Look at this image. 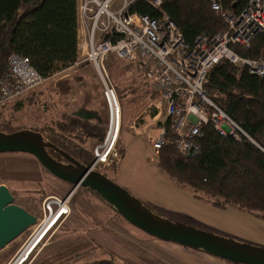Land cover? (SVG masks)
I'll list each match as a JSON object with an SVG mask.
<instances>
[{
	"label": "rangeland",
	"instance_id": "1",
	"mask_svg": "<svg viewBox=\"0 0 264 264\" xmlns=\"http://www.w3.org/2000/svg\"><path fill=\"white\" fill-rule=\"evenodd\" d=\"M104 65L123 111L121 137L118 138L123 156L116 158V143L113 153L107 158L108 164H99L94 170L106 174L112 182L164 219L264 248V219L236 208H217L208 199H197L189 189L174 185L158 174L153 164L156 155L149 151L145 137L134 133L143 124L155 126L156 122L151 117L157 111L154 104L159 105L160 100L155 94L150 97L151 102L149 97L148 100L132 98L136 97L132 94L142 86L140 79L144 80L142 74L134 71L133 64L111 57L105 60ZM85 66L82 63L76 69L57 73L31 91L32 94L9 102L1 108L2 128L41 130L59 118L61 113L74 112L80 106L85 108L83 100V103L78 101L80 103L75 107L76 100L79 96H90L97 101L102 119L99 125L105 133L107 112L99 77L90 66L83 71ZM77 75H82L86 81L83 88L75 82ZM136 79L140 82L134 88ZM67 85L69 94L65 90ZM90 122L97 123L94 120ZM101 141L93 145L90 141L84 147L92 151ZM0 182L9 188L14 203L34 215L39 222L43 216L42 205L47 198L66 200L69 208V213L60 216V220L38 240L20 264H78L97 259H111L116 264H169L160 257L164 241L129 224L99 195L84 187L78 186L68 194L71 184L54 178L26 153L0 154ZM35 227L26 229L0 251V264L15 263L34 234Z\"/></svg>",
	"mask_w": 264,
	"mask_h": 264
},
{
	"label": "trees",
	"instance_id": "2",
	"mask_svg": "<svg viewBox=\"0 0 264 264\" xmlns=\"http://www.w3.org/2000/svg\"><path fill=\"white\" fill-rule=\"evenodd\" d=\"M77 1L0 0V76L11 53L27 57L31 67L45 80L71 66L79 56ZM152 1L137 0L130 11L152 18L169 16L185 41L192 43L196 35L225 30L224 14L238 16L248 0H217L219 11L212 10V0H160L159 8ZM231 48L243 58L264 64V32L257 34L247 48L237 45ZM207 73L203 83L206 96L233 120L238 137L219 134L209 122L201 125L199 134L192 139L196 149L185 155L176 148L175 135L166 122L165 143L156 155L155 168L177 186L188 188L196 198L208 199L221 209L232 207L264 219V76L252 74L247 66L230 60L218 62ZM147 91L151 97L154 95L148 87ZM1 113L0 109V116ZM1 121L0 117V131L19 130L2 128ZM122 121L123 111V125ZM36 131L54 146L90 165L93 154L84 144L101 141L104 128L77 118L72 112H63ZM117 147L119 158L123 156L119 140ZM49 152L53 158L59 156L52 150ZM78 264L116 263L97 259Z\"/></svg>",
	"mask_w": 264,
	"mask_h": 264
},
{
	"label": "built area",
	"instance_id": "3",
	"mask_svg": "<svg viewBox=\"0 0 264 264\" xmlns=\"http://www.w3.org/2000/svg\"><path fill=\"white\" fill-rule=\"evenodd\" d=\"M135 1H77V19L85 34L77 40L78 58L60 73L84 63L91 66L99 77L106 105L107 128L102 141L93 147L92 170L99 164H108L107 158L115 149L122 125L121 103L104 65L111 55L119 61L136 65L146 86L163 102L164 122L158 126L157 135L145 136L146 146L154 155L165 143L163 124L166 122L175 135L176 148L185 155L196 149L192 139L199 134L200 126L209 122L219 134L238 137V128L233 120L206 96L203 83L207 72L218 62L230 60L236 65L247 66L252 74L264 76L261 61L243 58L231 48L232 45L247 48L257 34H263L264 0H248L246 8L238 16L224 14L225 30L213 35H196L192 43L185 41L181 30L169 16L161 14L152 18L132 13L130 9ZM151 4L155 8L161 6L160 0H153ZM211 8L220 10L217 0H212ZM7 58L5 72L0 76V109L29 95L47 81L31 67L27 57L11 53ZM158 107L154 104V109L158 110ZM66 202L47 198L42 205V219L36 223L34 234L19 257L33 240L25 255L42 238L48 227L45 225L54 214L53 219L59 217L62 210V216L69 213Z\"/></svg>",
	"mask_w": 264,
	"mask_h": 264
},
{
	"label": "water",
	"instance_id": "4",
	"mask_svg": "<svg viewBox=\"0 0 264 264\" xmlns=\"http://www.w3.org/2000/svg\"><path fill=\"white\" fill-rule=\"evenodd\" d=\"M72 114L85 121L102 123L99 112L94 109L81 107ZM49 150L58 154L62 161L53 158ZM21 152L34 157L57 180L71 184L68 194L78 186L95 192L129 224L153 238L203 251L233 264H264V248L164 219L103 173L90 169V165L84 161L77 160L70 153L54 146L40 132L25 129L9 133L0 131V154ZM37 222L34 215L14 203L9 188L0 182V251ZM22 259L18 257L14 264Z\"/></svg>",
	"mask_w": 264,
	"mask_h": 264
},
{
	"label": "crops",
	"instance_id": "5",
	"mask_svg": "<svg viewBox=\"0 0 264 264\" xmlns=\"http://www.w3.org/2000/svg\"><path fill=\"white\" fill-rule=\"evenodd\" d=\"M78 2H79V0H78ZM77 31H78V39L80 40L84 36L85 32L81 28V26L79 24V21H78V25H77ZM88 67H89V65H86L85 67L82 68V70L84 71V69L88 68ZM133 69H134V71H137L138 74L139 73L141 74V71L137 68L136 65L133 66ZM74 78L76 80L75 82H77L78 84H81L82 85L81 87L83 88V84L86 83V81H83V76L82 75H79V76L77 75V77H74ZM65 81L68 82L69 80L65 79ZM140 81H141L142 86H141V88L138 87V90L136 91L135 94H132V96L136 95V97H132V98L142 99V100H146L147 99L148 100V97H149L150 102H151L152 98H150V97H151L152 94L149 91H147V87L144 85V83H145L144 80L140 79ZM140 81H138L136 79L135 82L138 84ZM68 83H70V82H68ZM68 87L69 86L67 85L65 90H67V93L69 94L70 91H68ZM56 90L58 92H60L57 87H56ZM143 92H144V95H142ZM82 100H83V102H85V108L86 109H89V110L90 109H94L97 112H99V109L97 108V101L94 98L90 97V96L89 97L88 96H84V97L79 96L78 99L76 100L75 107L78 106V104L80 102H82ZM78 101H80V102H78ZM160 106H162L161 108H163V102L162 101L159 103L158 109L160 108ZM79 108H81V106ZM161 108H160V110L154 111L152 113V117L153 118L152 117L151 118H152V120L154 122H156L155 123L156 126L153 127L150 124L147 125V123L143 124L142 126H140L138 132L134 133L136 136L143 135L145 137V136H147L149 134L157 135L158 126H160L161 123L164 122V113H163V110H161ZM99 115H101L100 112H99ZM120 133H121V130H120ZM120 133H119V135H120ZM119 137H121V135ZM156 171L161 176H165L164 174H161L157 169H156ZM165 177L167 178V176H165ZM174 185H176V184H174ZM226 208H228V207H226ZM230 208H232V207H230ZM162 244H164L163 248L161 250L163 253L160 254V257L163 260H165V262H168L169 264H230L227 261L221 260V259H219V258H217L215 256L213 257V256H211V255H209V254H207V253H205L203 251L201 252V251L194 250V249H191V248L188 249V248H186L184 246H181L179 244L177 245V244H174L172 242H166V243L162 242Z\"/></svg>",
	"mask_w": 264,
	"mask_h": 264
},
{
	"label": "bare ground",
	"instance_id": "6",
	"mask_svg": "<svg viewBox=\"0 0 264 264\" xmlns=\"http://www.w3.org/2000/svg\"><path fill=\"white\" fill-rule=\"evenodd\" d=\"M63 213H64V211L62 210L61 212H60V214H59V217H56V218H54L53 219V217L55 216V214L49 219L50 221L45 225V227L46 226H48L47 227V229H46V231H45V234L47 233V231L56 223V222H58L59 221V219H60V216H62L63 215ZM52 221V222H51ZM51 222V223H50ZM50 223V224H49ZM49 224V225H48ZM44 227V228H45ZM44 234V235H45ZM35 240H33L30 244H29V246L26 248V250H25V252L27 251V249L31 246V244L34 242ZM38 242V241H37ZM36 245H37V243H36ZM35 245V246H36ZM35 246H32V248H30V251L35 247ZM29 251V252H30ZM25 252L20 256L21 258H23L22 260H21V262L26 258V255H25ZM27 253V252H26ZM25 256V257H24ZM19 261V260H18ZM20 262V263H21ZM17 263V262H16Z\"/></svg>",
	"mask_w": 264,
	"mask_h": 264
},
{
	"label": "flooded vegetation",
	"instance_id": "7",
	"mask_svg": "<svg viewBox=\"0 0 264 264\" xmlns=\"http://www.w3.org/2000/svg\"><path fill=\"white\" fill-rule=\"evenodd\" d=\"M101 122H102V119H101ZM74 158H76V157H74ZM55 159H56V160H59V161H62V159H61L59 156H57ZM76 159H77V158H76ZM77 160H79V159H77ZM63 162H65V161H63Z\"/></svg>",
	"mask_w": 264,
	"mask_h": 264
}]
</instances>
